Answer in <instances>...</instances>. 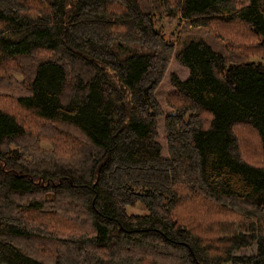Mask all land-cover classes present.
<instances>
[{
    "label": "trees",
    "instance_id": "obj_1",
    "mask_svg": "<svg viewBox=\"0 0 264 264\" xmlns=\"http://www.w3.org/2000/svg\"><path fill=\"white\" fill-rule=\"evenodd\" d=\"M0 264H264V0H0Z\"/></svg>",
    "mask_w": 264,
    "mask_h": 264
},
{
    "label": "rangeland",
    "instance_id": "obj_2",
    "mask_svg": "<svg viewBox=\"0 0 264 264\" xmlns=\"http://www.w3.org/2000/svg\"><path fill=\"white\" fill-rule=\"evenodd\" d=\"M161 23L164 27V36L167 39L174 40L176 35L175 24H170V22L167 20L166 17L162 18ZM182 71L183 69L182 70L180 69L179 73L181 74ZM126 210L128 213H135V214H143L147 212L145 206L141 203H137L134 206H127ZM255 252H256V246L251 244L236 250L235 253L237 255H250V254H254Z\"/></svg>",
    "mask_w": 264,
    "mask_h": 264
}]
</instances>
